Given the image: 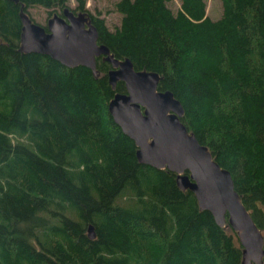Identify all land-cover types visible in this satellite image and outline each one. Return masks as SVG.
Masks as SVG:
<instances>
[{
  "label": "trees",
  "instance_id": "16d2710c",
  "mask_svg": "<svg viewBox=\"0 0 264 264\" xmlns=\"http://www.w3.org/2000/svg\"><path fill=\"white\" fill-rule=\"evenodd\" d=\"M75 1L0 0V264H243L237 233L140 161L109 111L127 91L112 65L23 52L20 12L85 13L99 44L159 73L264 234V0H220L218 19L206 0H119L114 28Z\"/></svg>",
  "mask_w": 264,
  "mask_h": 264
},
{
  "label": "water",
  "instance_id": "95a60500",
  "mask_svg": "<svg viewBox=\"0 0 264 264\" xmlns=\"http://www.w3.org/2000/svg\"><path fill=\"white\" fill-rule=\"evenodd\" d=\"M20 17L23 52L50 56L69 68L85 66L95 77L98 58L112 65L110 84L115 88L122 81L127 91L115 94L109 111L135 141L140 161L175 172L178 186L192 191L201 209L210 211L219 226L237 233L243 264H264V234L236 190L231 172L221 167L209 147L183 123L182 102L172 91L159 90L161 75L135 69L129 58L119 59L107 45L99 44L98 29L85 13L76 15L66 8L63 16L55 13L49 18L46 27L33 21L23 8ZM88 233L95 238L93 225Z\"/></svg>",
  "mask_w": 264,
  "mask_h": 264
},
{
  "label": "rangeland",
  "instance_id": "374dc122",
  "mask_svg": "<svg viewBox=\"0 0 264 264\" xmlns=\"http://www.w3.org/2000/svg\"><path fill=\"white\" fill-rule=\"evenodd\" d=\"M119 0H87V8L94 14H99L107 21L110 28H114L120 23L121 14L115 10V3ZM207 13L213 19H218L222 14V4L220 0H206ZM72 7L76 1L71 0ZM180 6L179 0H173L171 7L176 10ZM34 20L41 24L47 23V13L42 7H35L30 10Z\"/></svg>",
  "mask_w": 264,
  "mask_h": 264
},
{
  "label": "flooded vegetation",
  "instance_id": "af4514ba",
  "mask_svg": "<svg viewBox=\"0 0 264 264\" xmlns=\"http://www.w3.org/2000/svg\"><path fill=\"white\" fill-rule=\"evenodd\" d=\"M75 14V13H74ZM60 15V14H59ZM76 15H78V14H76ZM61 16H63V13L61 14ZM48 22V21H47Z\"/></svg>",
  "mask_w": 264,
  "mask_h": 264
}]
</instances>
